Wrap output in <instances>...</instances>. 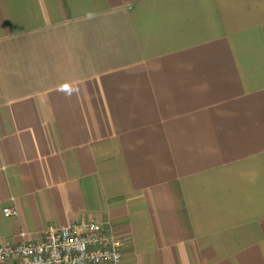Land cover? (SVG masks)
<instances>
[{"label":"crops","instance_id":"0c3cea01","mask_svg":"<svg viewBox=\"0 0 264 264\" xmlns=\"http://www.w3.org/2000/svg\"><path fill=\"white\" fill-rule=\"evenodd\" d=\"M85 218L264 264V0H0V240Z\"/></svg>","mask_w":264,"mask_h":264},{"label":"built area","instance_id":"2783aa9c","mask_svg":"<svg viewBox=\"0 0 264 264\" xmlns=\"http://www.w3.org/2000/svg\"><path fill=\"white\" fill-rule=\"evenodd\" d=\"M2 212L6 217L17 215L11 206ZM122 246V238L111 228L85 218L49 225L40 240H0V264H121Z\"/></svg>","mask_w":264,"mask_h":264}]
</instances>
